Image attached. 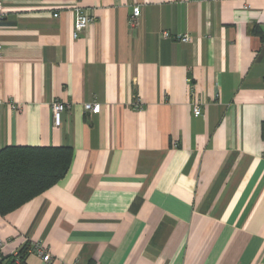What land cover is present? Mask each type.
<instances>
[{"label": "crops", "instance_id": "obj_1", "mask_svg": "<svg viewBox=\"0 0 264 264\" xmlns=\"http://www.w3.org/2000/svg\"><path fill=\"white\" fill-rule=\"evenodd\" d=\"M0 3V149H72L0 215V259L27 244L24 264H264V0ZM78 7L95 19L73 38Z\"/></svg>", "mask_w": 264, "mask_h": 264}, {"label": "trees", "instance_id": "obj_2", "mask_svg": "<svg viewBox=\"0 0 264 264\" xmlns=\"http://www.w3.org/2000/svg\"><path fill=\"white\" fill-rule=\"evenodd\" d=\"M253 33L264 36L258 29ZM70 147L8 146L0 149V215H6L39 196L67 173ZM0 259V264H24L29 246Z\"/></svg>", "mask_w": 264, "mask_h": 264}, {"label": "built area", "instance_id": "obj_3", "mask_svg": "<svg viewBox=\"0 0 264 264\" xmlns=\"http://www.w3.org/2000/svg\"><path fill=\"white\" fill-rule=\"evenodd\" d=\"M54 17H57V14H53ZM4 18V11L2 9V5L0 3V24ZM139 18V7L133 6L132 12L129 18V24L131 27H135L138 23ZM94 15L89 13L87 10H84L82 8H76L74 11V23H73V33L72 37L77 38L78 35L88 26L92 25L94 22ZM160 37L163 39L170 38V34L167 31H161ZM176 41L187 43L191 40V37L188 34H182V35H176L173 37ZM1 50V45H0ZM11 109H20L19 106L16 104H9ZM134 105L137 107L139 106L138 100H135ZM69 104L62 102V101H53L50 104L51 108V118H52V124L54 127H59L61 122V115L63 112L69 109ZM83 110L85 113L89 114H98L100 111V105L98 103H84L82 105ZM0 108H1V102H0ZM191 108H192V114L193 116H199L201 113L200 109V103L197 99H192L191 102ZM1 247V243H0ZM38 255L41 256L42 260L47 262L49 260V256L47 254H44L43 251L39 248H36ZM16 254V253H15Z\"/></svg>", "mask_w": 264, "mask_h": 264}]
</instances>
